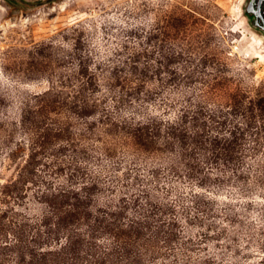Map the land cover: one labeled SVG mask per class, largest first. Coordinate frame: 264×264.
<instances>
[{"label": "trees", "instance_id": "16d2710c", "mask_svg": "<svg viewBox=\"0 0 264 264\" xmlns=\"http://www.w3.org/2000/svg\"><path fill=\"white\" fill-rule=\"evenodd\" d=\"M182 61L193 63L182 53L164 54L155 61L133 54L123 61L127 68L107 70L102 77L101 72H86L70 100L38 98L23 122L30 150L20 176L10 183L23 191L26 181L34 179L39 183L37 199L45 205L43 216L36 219L13 210L21 216L20 226H26L22 230L29 227L31 234L36 229L41 242L51 245L33 248L29 263L158 264L174 254L165 264H188L187 249L203 243L210 232L198 230L195 237L184 239L183 224H216L218 206L225 202L212 191L229 187L238 194L264 193V97L247 101L246 95H234L225 104L209 101L210 90L190 85L201 72L198 64L190 69ZM127 106L134 107L126 112ZM57 109L64 117L78 119L98 111L93 126L99 122L108 133L131 139L136 154L120 151V156L111 147L105 151L108 158H121L112 166H125L123 185L130 192L116 198L98 194L101 185L111 190L117 184L111 178V184L103 181L79 163L92 156L85 144L92 124L85 120L84 127H76L64 118L54 121L50 113ZM58 139L63 143L57 147ZM64 151L72 152L67 162ZM61 176L65 181L57 184ZM185 185L192 187L187 190ZM14 238L16 242L4 245L11 248L23 241L18 233ZM179 255L184 257L180 260ZM26 260L22 250V264Z\"/></svg>", "mask_w": 264, "mask_h": 264}, {"label": "rangeland", "instance_id": "374dc122", "mask_svg": "<svg viewBox=\"0 0 264 264\" xmlns=\"http://www.w3.org/2000/svg\"><path fill=\"white\" fill-rule=\"evenodd\" d=\"M249 1L0 0V264H22V250L27 255L25 264H37L28 260L33 248L51 246L47 240L41 242L36 229L31 234L29 227L22 230L26 226H20L21 216L13 211L27 213L32 219L43 216L45 205L37 199L39 183L29 179L23 191L10 186L20 176L30 150L23 122L37 107L38 98L70 100L86 72H101L102 77L107 70L127 68L123 61L130 55L152 56L155 61L169 53L191 57L193 63L182 61L190 69L198 64L201 72L190 85L210 90L209 101L225 104L234 95H246L247 101L264 97V31L247 13ZM183 65L178 67L183 70ZM59 111L50 113L54 121L64 118L76 127H84L85 120L92 124V133L85 138L92 156L79 163L103 181L111 184L115 179L117 184L111 190L101 185L98 194L116 198L130 192L123 185L125 166L113 167L117 157L108 158L105 151L111 147L120 156V151L136 154L131 139L108 133L99 122L93 126L98 111L85 119L64 117ZM55 142L58 147L63 139ZM64 152L67 162L72 152ZM143 158L151 160L150 156ZM67 173L70 169L66 168L64 176ZM62 181L63 176L56 183ZM183 187L189 190L192 186ZM212 193L225 202L218 206L216 224L210 228V220L183 224L184 239L195 237L198 230L210 232L203 243L187 249L188 264H264V193L238 194L229 187ZM253 199L256 201L251 202ZM15 233L22 243L5 246L14 243ZM173 255L157 263H170Z\"/></svg>", "mask_w": 264, "mask_h": 264}, {"label": "flooded vegetation", "instance_id": "af4514ba", "mask_svg": "<svg viewBox=\"0 0 264 264\" xmlns=\"http://www.w3.org/2000/svg\"><path fill=\"white\" fill-rule=\"evenodd\" d=\"M247 13L252 17L254 24L264 31V0H250Z\"/></svg>", "mask_w": 264, "mask_h": 264}]
</instances>
